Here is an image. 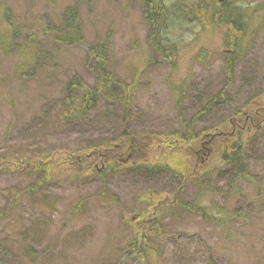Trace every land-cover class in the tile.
I'll return each instance as SVG.
<instances>
[{
  "label": "rangeland",
  "instance_id": "rangeland-1",
  "mask_svg": "<svg viewBox=\"0 0 264 264\" xmlns=\"http://www.w3.org/2000/svg\"><path fill=\"white\" fill-rule=\"evenodd\" d=\"M201 1L218 0L167 3L192 7ZM74 4L80 9L83 45L54 49V56L42 59L43 66L37 69L18 67L30 60L18 46L29 44L33 24L54 23ZM244 8L247 25L241 39L247 50L229 79L226 30L183 23L179 12L170 17L177 34L176 58L171 61L176 63H171L149 44L142 0H0V258L9 264H131L130 221L139 213L152 214L150 204L158 198L165 204L180 187L168 171L157 172L151 166L165 164V153L172 152L166 150V141L191 126L197 137L190 147L204 141L209 149L202 160V165L208 164L207 174L179 191L180 198L212 208L214 214L224 216V225H212L179 206L164 209L162 233L177 238L160 243L145 233L147 264H264V131L244 138L250 145L245 154L249 183H234V169L220 164L215 155L220 140L209 146L214 129L228 130L235 111L246 103L255 110L264 107V0H248ZM10 24L19 32L14 40H10ZM105 40L109 71L123 82L136 84L129 115L120 105L100 101L85 117L59 118L58 103L71 79L94 86L88 50ZM228 85L232 89L220 105L206 110ZM122 134L127 141L137 136L148 143L154 140L145 148L144 161L150 166L100 175L107 163L96 152L104 150L90 146L108 142L117 147ZM187 147L184 144L176 151L183 164L195 161ZM126 153L114 162L120 164L135 152ZM46 156L52 162L68 160L66 171L69 164L78 167L81 159L90 157L97 171L86 175L75 169L47 179L29 171L46 163ZM167 168L175 169L174 161Z\"/></svg>",
  "mask_w": 264,
  "mask_h": 264
},
{
  "label": "trees",
  "instance_id": "trees-1",
  "mask_svg": "<svg viewBox=\"0 0 264 264\" xmlns=\"http://www.w3.org/2000/svg\"><path fill=\"white\" fill-rule=\"evenodd\" d=\"M167 1L142 0L144 20L149 28L148 41L154 53L168 62L176 58V26L174 27L171 23L170 17H172L173 13L179 12L178 18L183 23H197L204 30L208 29L209 25L226 30L225 38L230 44L224 45L228 50L230 49V52L226 57L225 65L227 74L230 76L229 79H231L235 73V68L242 61L247 50V46L242 44L244 38L241 39V37L246 34L247 23L245 20L244 5L248 0H226L223 3L214 1L211 4L201 1L196 2L193 7L187 4L184 5L182 2L169 5ZM13 26V24H10V40L16 39L19 35L18 29ZM28 38L31 39L29 44L26 47L24 45L18 46V48L25 49L30 56V60L28 61L26 59L20 62L18 67L29 71H31L30 66H34L35 69L43 66V62L41 63L40 61L45 58L46 60L51 59L54 56L53 52L56 48L62 47L70 49L83 45L85 38L83 35V23L79 5L74 4V6L67 7L62 13L57 15L54 23L41 20L37 25L33 24L32 35L28 36ZM47 41H52L54 44H46ZM47 45L52 46L53 50L47 49ZM108 46L109 42L105 40L97 44V46H92L88 50L89 63L92 65L95 84L93 87H86V85L79 83L78 80L71 79V82L62 90L63 98L58 103L60 107L58 110L59 118L71 121L85 117L97 107L100 101H104L110 106L120 105L124 108L125 115H129L136 84L134 81L123 82L109 71ZM230 89H232V86L228 85L225 88V92L217 96L215 102H210L206 110L210 111L214 104L220 105V101L226 96V91ZM181 100L178 101L179 104H181ZM262 112H264V107L259 106L255 110L253 106H249L246 103L244 108L235 111L228 130L221 126L214 129L216 133L213 134V140L209 146L213 147V143L220 140L217 142L220 145L217 147L215 155L219 158L221 165H226L234 169L236 175L234 183L239 180L249 183L248 176L251 172L248 171L245 154L250 145L245 142L244 138L248 136L251 139L264 131V115H262ZM186 130L182 128V130L176 131L171 135L170 143L166 141L168 143L166 150L169 147L172 152L171 154L165 153L167 155L165 164L160 163L151 166L157 172L168 171L171 180L178 181L180 187L173 194L172 198L165 201V204H163V201H160L161 198H158L157 203L150 204V206H154L152 214L146 215L144 212L139 213L136 215L137 219L133 218V221H130L132 224L131 230L133 231V238L129 240L127 248L130 252L129 259H131V264H140L141 261L142 264H147L149 252L145 241V233H148L152 239L160 243L170 242L177 238L174 235L162 233L160 218L164 209L167 210L172 206H179L193 215H199L212 225H224V216L220 213L218 215L214 214L212 208L201 206L199 201L191 204L185 203L180 198L181 194H179V191L180 193L184 192L191 183L198 181L203 174H207L205 167L208 165L207 163L202 165L203 156L207 157V151L209 150L205 147V142L202 141L199 147H190V144L196 139L197 135L194 134L191 126ZM147 140L143 136H137L127 141L122 134L118 138L119 144L117 147H111L108 142L106 144L90 146V148L93 147L96 150H104L102 152H96L107 163L106 170H103L100 175H105L107 171L116 172L126 169L140 170L144 166L149 165V161H144L148 158L145 148L149 147L152 144L150 142L154 140L149 139L151 140L149 143ZM184 144L188 145L187 152L189 153L190 151L193 154L192 156L195 159L194 163L191 159L189 163L183 164L181 153L176 152ZM129 150H133L135 153L131 154V157L126 156L123 164L114 162L116 157L119 158L121 152L125 151V153H128ZM96 153H94V156ZM46 157V163H39L34 168L31 166L32 168H29V171L33 170L34 172L41 173L44 175V179H47L49 176L51 178L60 177L68 172L73 173L75 169L86 175L97 171L94 170L92 164L88 161L91 160L89 159L90 157L85 160L81 159L78 167H76V164H69L68 166L71 167L68 171H66L68 168H65L68 160L65 163L61 161L52 162L50 156ZM188 158L189 156L187 155L186 159ZM30 160H33V158L30 157ZM132 160L134 163H130ZM170 161H174L175 169L167 168V164ZM166 204L169 205L166 207ZM0 264L9 263L5 259L0 258Z\"/></svg>",
  "mask_w": 264,
  "mask_h": 264
},
{
  "label": "water",
  "instance_id": "water-1",
  "mask_svg": "<svg viewBox=\"0 0 264 264\" xmlns=\"http://www.w3.org/2000/svg\"><path fill=\"white\" fill-rule=\"evenodd\" d=\"M225 0H219V2H224Z\"/></svg>",
  "mask_w": 264,
  "mask_h": 264
},
{
  "label": "bare ground",
  "instance_id": "bare-ground-1",
  "mask_svg": "<svg viewBox=\"0 0 264 264\" xmlns=\"http://www.w3.org/2000/svg\"><path fill=\"white\" fill-rule=\"evenodd\" d=\"M193 1H196V0H193ZM185 5V4H184ZM193 7V6H192ZM248 9V8H247Z\"/></svg>",
  "mask_w": 264,
  "mask_h": 264
}]
</instances>
